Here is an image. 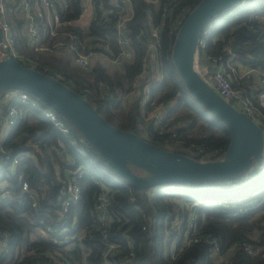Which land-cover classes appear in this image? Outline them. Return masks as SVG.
<instances>
[{
	"label": "trees",
	"instance_id": "16d2710c",
	"mask_svg": "<svg viewBox=\"0 0 264 264\" xmlns=\"http://www.w3.org/2000/svg\"><path fill=\"white\" fill-rule=\"evenodd\" d=\"M132 1L135 14L129 27L133 34L141 30L147 33L151 20L154 23L160 21L161 9L145 0ZM201 1L184 0L174 10L172 18L184 9L191 12ZM71 5L74 12L68 17H75L79 13L80 6L77 1L72 2ZM218 15L222 18L209 36L207 52L222 53L225 42L221 38L226 36L228 40V37L232 36L233 42L238 39L237 46L242 51V53H236L237 59L251 66L260 65L264 68V20L259 19L264 17V0H244ZM91 29L95 34L105 32V30L97 29L95 25ZM176 37L177 32L163 31L160 52L164 78L161 83L153 86L150 99L146 103L144 102L148 84L146 79L141 81L138 95L130 100L124 99V94L133 87L143 71L145 48L142 44L134 43L132 57L125 62L122 69L117 70L97 63L90 70L81 71L72 65L70 58H66L67 61L64 62L63 59H53L56 58L54 56L42 55L39 60L45 66H52L64 73L67 81L63 83L90 101L116 128L134 132L168 150L171 149L175 139L202 146L205 151L194 154L173 149L177 153L186 154L197 160H204L206 152L216 148L222 149L220 155L222 157L231 142L229 129L189 93L173 61L172 50ZM25 66L29 67V65ZM247 82L253 83V77ZM42 102L45 101L42 100ZM152 102H155V105L170 104V107L164 109L163 125L178 128L177 138L173 137L170 131L164 135L152 132L148 135L152 124L144 128L139 127L140 122L145 120L146 114L152 111L154 107ZM44 104L51 107L46 102ZM64 120L71 128L69 134L57 129L40 113L30 111L24 122L13 127L3 147L16 154L17 148H20L22 143L34 137L48 142L55 150L61 149V143H64L68 154L77 159V163L85 170L84 177L79 181L82 188V200L74 210L79 215L80 225L90 219L93 196L98 189L93 179L98 178L116 189L112 204L115 221L111 233L114 240L122 245L123 250L128 249V240L135 242V256L132 264H264V256H251L243 249V245L247 243L257 241L264 243V159L231 179L176 184L174 187L162 185L157 188L154 205L160 209L162 215L174 216L175 208L178 207L179 214L186 220L191 214V206L195 205L196 233L205 238L210 236L217 239L222 246V251L229 253L226 258L215 259L211 253L212 244L205 239L191 244L173 257L171 247L178 233L168 232L165 229L160 233L152 228L143 230L144 220L136 211L137 205H142L148 214L153 211V208L149 206L150 201L147 195L152 188L141 192L132 187L102 158L79 130L65 118ZM72 140H78L80 144H84L87 155L77 153ZM220 156L212 160H217ZM61 158L57 151L51 156L39 154L36 158L37 164L31 160H24L21 169L32 175L31 183L43 181L49 185L52 193H55L57 185L54 162ZM135 170L138 171L136 168ZM15 178L13 177L14 182ZM229 181L238 185L230 184ZM131 195L134 196V203L130 202ZM53 197L51 195L52 199ZM45 212L46 207L42 202L39 209L31 207L29 203L6 202L0 205V226L10 234L8 249L0 251V264H32L33 260L29 258L18 261V251L25 246L40 249L52 248L49 242L42 239L38 231L40 213ZM185 226L186 221L182 229ZM97 241V236L86 241L87 246L92 249L89 257L90 264H100V246ZM233 246L235 247L232 248ZM73 255L74 264H77V260H80L79 252L73 251ZM79 264L85 263L80 260Z\"/></svg>",
	"mask_w": 264,
	"mask_h": 264
},
{
	"label": "built area",
	"instance_id": "2783aa9c",
	"mask_svg": "<svg viewBox=\"0 0 264 264\" xmlns=\"http://www.w3.org/2000/svg\"><path fill=\"white\" fill-rule=\"evenodd\" d=\"M74 1L79 3V13L75 17H68L74 12L71 5ZM145 1L161 9V19L158 23L151 20L147 33L141 30L133 34L129 27L135 14L132 0H0V61L13 56L23 65L36 67L39 71L42 69L47 75L63 83L67 81V76L52 66H45L39 60L40 56H54L63 60L70 58L73 66L81 71H88L97 63L117 70L122 69L125 62L132 57L134 43H139L145 48L143 71L133 87L124 94V99L130 100L138 95L139 85L146 79V103L150 99L153 86L161 83L164 78L160 52L163 31L178 32L190 12L184 9L172 18L174 10L184 0ZM221 18V15L215 16L202 33L196 53V70L226 101L249 115L264 133L263 66H251L237 59L232 49V36L228 40L226 36L221 38L225 42L222 53L207 52L209 36ZM259 19L264 20V17ZM93 25L105 32L93 33ZM252 77L254 82L248 83ZM44 103L40 98L18 89L0 94V205L6 202L29 203L31 207L39 209L41 202L44 203L46 212L40 213L38 231L42 239L52 246L51 249L22 247L18 251V261L29 258L33 260L32 264H74L73 251H78L80 260L90 264L92 249L87 246L86 241L97 236L100 264H132L135 242L128 240V249L123 250L111 233L115 221L112 204L116 189L94 178L93 182L98 189L93 196L90 219L80 225L81 220L74 210L82 200L79 181L84 177L85 170L77 163V159L68 154L64 143H61V149L55 150L48 142L34 137L22 143L16 154L4 149L3 143L13 127L24 122L30 111L40 113L63 133L71 132L64 118ZM165 106L163 103L157 104L146 114L145 119L152 122L148 135L150 132L164 135L170 131L177 138L178 128L163 125ZM139 127L144 128L141 124ZM72 144L77 153L87 155L84 144H80L78 140H72ZM173 149L184 150L189 154L205 151L202 146L187 144L180 139L174 140L170 150ZM56 151L62 158L54 162L57 191L52 193L49 185L43 181L31 183L32 175L22 170L21 164L24 160L37 164L36 158L39 154L51 156ZM221 153V148L207 151L202 161L217 158ZM13 177H16L15 182ZM229 183L238 185L233 181ZM175 185L170 184L169 187ZM157 188L150 189L147 194L149 206L153 208L151 213H146L142 205L136 207L144 220L143 230L152 228L160 233L165 229L178 233L171 247L173 257L191 244L205 239L212 244L211 253L215 259L221 260L229 256L228 252L222 251L217 239L210 236L205 238L196 233L195 205L191 206V214L186 220L179 214L178 207L175 208L174 216L162 215L160 209L154 205ZM51 195L54 196L53 199ZM130 202L134 203L133 195L130 196ZM184 220L186 226L182 229ZM9 241L10 234L0 226L1 252L8 249ZM243 249L251 256H264V243L260 241L244 244ZM80 260H77V264Z\"/></svg>",
	"mask_w": 264,
	"mask_h": 264
},
{
	"label": "water",
	"instance_id": "95a60500",
	"mask_svg": "<svg viewBox=\"0 0 264 264\" xmlns=\"http://www.w3.org/2000/svg\"><path fill=\"white\" fill-rule=\"evenodd\" d=\"M242 1L202 0L185 18L172 50L174 64L189 93L229 129L230 145L217 160H197L151 143L134 132L116 128L68 85L23 65L13 56L0 61V93L18 89L45 101L79 130L119 175L141 192L162 185L231 179L264 159V133L249 115L226 101L201 77L196 70V53L206 25L222 11ZM237 43L238 39L234 40L232 49L242 53ZM168 107L170 104L165 106Z\"/></svg>",
	"mask_w": 264,
	"mask_h": 264
},
{
	"label": "rangeland",
	"instance_id": "374dc122",
	"mask_svg": "<svg viewBox=\"0 0 264 264\" xmlns=\"http://www.w3.org/2000/svg\"><path fill=\"white\" fill-rule=\"evenodd\" d=\"M48 59H50V58H48ZM53 59H55V60H58L59 58H53ZM61 61V60H60ZM67 60H64V62H66ZM73 65V64H72ZM73 68H75V67H73ZM76 69V68H75ZM152 105H154V107H156L157 105H155V102L152 104ZM141 123V125L143 126V127H147V126H149V125H151L152 123H151V121L150 120H144V121H141L140 122ZM221 157V156H220ZM212 160V159H211ZM260 167V166H259ZM35 237V236H34Z\"/></svg>",
	"mask_w": 264,
	"mask_h": 264
}]
</instances>
